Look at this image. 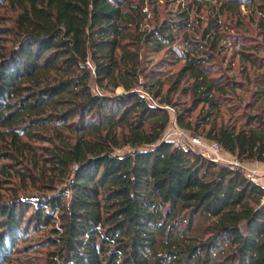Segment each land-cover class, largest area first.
I'll use <instances>...</instances> for the list:
<instances>
[{"label": "trees", "instance_id": "16d2710c", "mask_svg": "<svg viewBox=\"0 0 264 264\" xmlns=\"http://www.w3.org/2000/svg\"><path fill=\"white\" fill-rule=\"evenodd\" d=\"M188 4L144 30L133 0H0L13 13L0 12V264H264V189L161 138L172 112L177 127L264 165V104L217 121L242 84L214 65L223 16L240 26L246 9L264 42V0ZM202 4L204 25L193 24ZM163 48L181 62L164 91L141 70L142 53ZM240 48L257 101L263 64Z\"/></svg>", "mask_w": 264, "mask_h": 264}, {"label": "rangeland", "instance_id": "374dc122", "mask_svg": "<svg viewBox=\"0 0 264 264\" xmlns=\"http://www.w3.org/2000/svg\"><path fill=\"white\" fill-rule=\"evenodd\" d=\"M135 4L140 6L142 18L141 29L149 30L153 26L159 24L161 21L168 19L174 16L176 13L181 12L185 9L188 2L191 0H133ZM190 7V3L188 4ZM193 5L191 11L189 12V21L193 24H201L204 25L205 16L207 14V6L203 5L197 9ZM242 17L241 25H236V20H230L226 16H223V23L221 24V29L223 32L227 34L226 38H222V41L219 45L218 54L215 55L214 65L219 72L222 74L227 75L228 77L234 78L235 81L241 82L242 88L237 89L233 95L236 99H240V103L237 105V109L235 111L228 110L226 111L225 108H221L219 111V117H217V121L222 119L226 120L229 116L236 117L239 114L250 112H258L260 108L263 107L264 104V94L261 97L254 101L252 94L256 90V85H253V77L254 73L252 68H249L247 62L242 60L241 55L239 54V50L241 49L240 46H243L246 49V52L249 54H253L256 56V62L263 64L262 69L264 70V42L261 40L258 29L254 23H251L248 19V11L244 8H241ZM0 12H4L8 15L10 13L7 9H1ZM250 12V11H249ZM11 17L7 18L3 21L4 26H11L12 24ZM239 20V19H238ZM141 70L143 74H147L150 71L155 72L159 75L161 79L164 80L163 91L166 89L168 84H170V77L173 76L175 72L180 68L181 62H178L175 57H171L166 48L161 49L158 52H149V53H142L141 59ZM248 74L249 81L244 79V76ZM140 88V87H138ZM122 89L120 87L114 90L115 93H120ZM173 99H176L181 104L188 103V97L182 95L180 93H176L172 96ZM236 104V101H233ZM251 104V108L247 106ZM197 110H195L192 114V118L195 116ZM170 121L167 124L161 138L165 140L172 141L173 143H177L178 139L188 141L189 137L193 136L196 133H192L190 131H186L177 127L173 120V113H169ZM180 133V134H179ZM197 136V134L195 135ZM206 144H209L211 141L205 139L202 135L197 136ZM127 150V148H121L114 150L115 153H121L122 151ZM226 156L230 159H234L232 156ZM236 160V159H235ZM244 166L249 167L250 169H258L260 174H264V165H260L257 162H239ZM13 182L15 184L18 183L17 179L14 178ZM11 184L3 185L4 188H8ZM62 188V185H57V189ZM33 189H19L17 193L21 192H32ZM2 196H7L9 194V190H0ZM27 242H20L17 246H21L26 244ZM16 264V263H13Z\"/></svg>", "mask_w": 264, "mask_h": 264}, {"label": "built area", "instance_id": "2783aa9c", "mask_svg": "<svg viewBox=\"0 0 264 264\" xmlns=\"http://www.w3.org/2000/svg\"><path fill=\"white\" fill-rule=\"evenodd\" d=\"M146 99L149 100V96H146ZM175 144L183 148H190L212 162L222 163L241 169L250 182L257 184L264 189V174H260L258 169H250L239 163L237 160L228 158L226 156L227 153L223 151L217 142L211 141L209 144H205L203 140L193 135L189 137L188 141L178 139V142Z\"/></svg>", "mask_w": 264, "mask_h": 264}, {"label": "crops", "instance_id": "0c3cea01", "mask_svg": "<svg viewBox=\"0 0 264 264\" xmlns=\"http://www.w3.org/2000/svg\"><path fill=\"white\" fill-rule=\"evenodd\" d=\"M258 164H260V163H258ZM260 165H263V164H260Z\"/></svg>", "mask_w": 264, "mask_h": 264}]
</instances>
